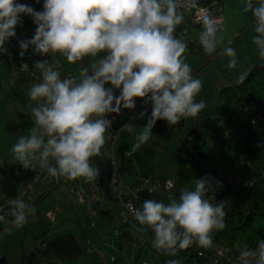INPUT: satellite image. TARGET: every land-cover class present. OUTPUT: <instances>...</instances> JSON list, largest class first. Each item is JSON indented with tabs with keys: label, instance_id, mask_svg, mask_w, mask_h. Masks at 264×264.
Here are the masks:
<instances>
[{
	"label": "clouds",
	"instance_id": "obj_1",
	"mask_svg": "<svg viewBox=\"0 0 264 264\" xmlns=\"http://www.w3.org/2000/svg\"><path fill=\"white\" fill-rule=\"evenodd\" d=\"M191 6H197L195 0ZM178 7L187 5L177 0H43V10L38 11L17 0H0V49L16 36V28L22 26L26 15L36 27L32 39L20 43L21 56L30 45L37 53H58L70 64L105 53L91 65L92 74L81 70L79 82L61 79V73L47 61L36 63L43 80L34 83L28 92L37 105H29L35 126L12 146L14 159L26 169L35 167L38 161L40 168L56 180L83 179L92 183L99 169L92 166L91 158L101 154L111 126L104 118L107 113L119 114L121 108H135L138 98H150L151 117L135 136L125 154L128 156L150 140L157 120L175 126L182 119L196 118L206 107L203 100H196L203 82L193 77L185 62L187 45L174 36L176 26L184 19ZM243 11L255 18L258 35L252 36V41L264 60V0H258L255 7L252 0H246ZM202 22L200 44L206 54L212 55L223 40H217V25L211 16H204ZM223 54L229 57L227 68L234 69L235 49L226 47ZM248 74L245 71L240 75L239 82L243 83ZM115 90H119L118 95ZM125 127L133 131L131 126ZM209 179H196L194 188L182 189L179 199L170 197L168 204L148 199L142 209L130 208L135 220L154 233L155 250L175 256L177 246L179 250L194 244L204 249L212 246V233L226 227V202L213 204L207 198ZM10 203L13 227L23 228L29 215H35V207L21 199ZM241 254L246 258L258 256L255 264H264V241L259 243L258 252L245 249ZM167 264L180 262L169 260Z\"/></svg>",
	"mask_w": 264,
	"mask_h": 264
},
{
	"label": "rangeland",
	"instance_id": "obj_2",
	"mask_svg": "<svg viewBox=\"0 0 264 264\" xmlns=\"http://www.w3.org/2000/svg\"><path fill=\"white\" fill-rule=\"evenodd\" d=\"M245 2L246 0H223V10L220 13L225 18L226 26L221 30H216L217 40L222 39L223 43H217V50L212 55L206 54L203 47L201 49L196 47L197 50H193L191 46L195 42L186 47L185 62L190 65L193 77L203 82V89L196 100L197 102L203 100L206 107L196 118L186 119L185 124L175 131L168 147L152 152L150 145L154 141L155 125L150 140L132 154L135 169L127 178L129 183L133 184L138 178L147 177L156 179L159 184H162L159 178L176 181L178 171L176 149L189 134L190 129L200 124L205 119L206 113L219 105L220 91L223 87L239 82V76L245 71L250 72L256 65L264 63V60L259 57L258 46L252 41V36L258 34L254 30L255 20L251 13L243 11ZM252 2L254 7L258 6V0H252ZM179 10L178 8L177 11ZM181 14L184 19L181 24L176 26L174 32H180L186 36L184 30H192V36L199 39L204 31V26L195 25V22L190 20L187 11H181ZM22 19V26H17V28L30 29L34 35L36 25L32 18L22 17ZM226 47L235 49L237 64L234 69L227 68L229 57L223 54ZM59 60L63 66L68 67L74 73L77 82H79L80 72L83 69L81 62L70 64L60 54ZM19 76L18 67L11 64H0V159L4 157L14 159L11 149L20 137L11 135L7 131V122L17 116L18 110L32 114L29 105L36 107V102L29 99L28 92L34 83L41 82L40 77L30 76L20 87H17L16 81ZM151 111L152 109L130 124L132 132H129L124 126L118 128L115 137L106 133L101 157L111 152L117 160H120L123 155L129 152L135 142V136L142 131L151 117ZM220 138V135H216L214 142L217 143ZM211 139L213 140V137ZM36 163L39 165L38 161ZM91 164L95 168L98 166L94 158H91ZM52 165H55L54 161ZM47 176L38 182L33 196H27L23 200L36 209L34 216L29 215L28 223L20 229L14 228L7 222L2 224L0 257L7 256L9 264H26L23 260L24 253L36 250L43 240L69 232L74 233L79 242L88 248L81 258L70 264H116L115 259H118L121 264H167L169 260H178L180 264H194L188 260L193 249H188L186 252L177 249L175 256L168 254L165 250H155L152 247L154 240L152 230L145 228L133 219L124 222L123 212H128L127 202L110 200L104 192L98 191L96 180L92 183H85L83 179L66 180L61 178L56 180L54 178L55 183H53L52 180L47 179ZM164 187L165 190L159 192L157 201L168 204L170 197L179 199L181 190ZM46 192H48L47 195L40 199V196ZM95 192H98L101 202L92 205L95 199H91L89 193ZM172 192L175 193L174 196H171ZM146 199V194L141 189V195L137 200L141 207ZM217 203L222 202L218 200ZM230 206L231 204L228 205V207ZM104 207L111 208L115 214L114 222L105 226L99 215V209ZM80 223L86 226L85 230ZM10 228L11 232L8 231ZM127 234H133L135 237L133 242L125 241L124 237ZM52 259L53 256L46 258L44 264H50Z\"/></svg>",
	"mask_w": 264,
	"mask_h": 264
},
{
	"label": "trees",
	"instance_id": "obj_3",
	"mask_svg": "<svg viewBox=\"0 0 264 264\" xmlns=\"http://www.w3.org/2000/svg\"><path fill=\"white\" fill-rule=\"evenodd\" d=\"M17 2L31 5L36 10L43 9V0H40V3H36V0H17ZM218 4L222 5L223 0H218ZM178 13L181 14V10ZM215 13L216 11L213 10L212 14ZM194 42L195 44L191 46L193 50L196 51V47L200 49L203 47L198 38H194ZM104 55L105 53H100L95 58L85 57L80 61L82 68L87 69L88 74H92L91 65ZM248 73L243 83L237 82L221 89L219 105L207 112L200 124L190 129L189 134L176 149L178 171L174 189H191L194 188L196 179L210 178L211 187L206 194L207 198L212 200L213 204L218 200L222 203L223 199L228 201L225 207L226 227L221 231H214L212 237L214 241L220 242L227 249L228 256L232 257L230 264H242L239 260L242 250L257 252L259 243L264 241V63L256 65ZM28 78L30 76L27 72L20 71L16 81L17 87H20ZM64 78L76 80L74 73L66 66H63L61 74V79ZM185 122L186 120L182 119L179 124L169 126L166 120H157L155 137L150 150L156 152L160 148L168 147L175 131ZM34 126L32 114L22 110H18L17 116L11 118L6 124L7 131L16 136L27 135L28 129ZM216 135L221 137L217 143L214 142ZM92 158L96 160L100 174L101 154ZM34 163L35 167L26 169L15 159L8 157L0 159V201L7 202L18 197L35 179L39 165ZM134 169L132 155H123L118 160L115 172L127 181ZM244 176L253 180L252 186L230 179ZM141 181V178H138L130 184L137 186ZM52 182L55 183V181ZM96 183L99 191L106 194L99 184V175ZM143 190L146 200L157 199L159 192L151 193L147 189ZM47 193L41 195L40 199ZM113 193L117 198L114 202L132 200L138 210L142 209L137 202L141 192L138 195L126 193L125 196H120L115 191ZM99 202L101 199L98 195L92 205ZM230 204L231 206L228 207ZM99 215L104 221V226L115 220V214L111 208H100ZM12 221L8 224H12ZM80 224L85 230L86 226L83 223ZM2 228L0 226V230ZM134 238L133 234H127L124 237L128 243L133 242ZM87 249V246L82 245L74 233L69 232L43 240L36 250L24 253L23 260L26 264H44L46 258L53 256L50 264H70L81 258ZM188 249L194 250L188 257L189 261L194 264H209L211 249H207L203 256L199 254L196 246ZM188 249L178 250L186 252ZM244 258L248 259L250 264H255L259 257ZM115 261L116 264H121L118 259ZM0 264H9V258L0 257Z\"/></svg>",
	"mask_w": 264,
	"mask_h": 264
},
{
	"label": "built area",
	"instance_id": "obj_4",
	"mask_svg": "<svg viewBox=\"0 0 264 264\" xmlns=\"http://www.w3.org/2000/svg\"><path fill=\"white\" fill-rule=\"evenodd\" d=\"M193 0H178L179 4L187 5V7H178L181 11H187L188 15H190L195 25L199 23L203 25V17L204 16H211L213 20L216 22L217 30H221L226 26L225 18L220 13L223 10V6L218 4V0H212L208 2L207 0H195L196 7H192ZM213 10L216 11L215 14H212ZM192 30L185 29L184 32L186 36L180 32H174L175 38L179 39L181 42L185 43L187 46L191 45L194 42V37L192 36ZM32 33L30 29L24 28H16V36L9 38L5 41V44L2 49H0V64L7 65L11 64L13 66L18 67L20 71H25L29 76H39L41 82L43 80L42 77V70L35 67L37 62L47 61L48 66L53 67L55 70L59 71L62 74L63 64L59 60L58 53H48V54H41L35 51V46L30 45L29 48L24 52V55L21 56L20 53L22 49L20 48V43L25 40H31ZM110 85H106L108 87ZM116 94H119V90H115ZM115 106V105H113ZM152 109V103L150 98L144 99H137L136 106L133 109H124L121 108L119 114L116 113H107L104 118L111 122V126L107 129L106 133L111 134L115 137L118 128L124 127L137 121L139 118L144 116L149 110ZM143 114V115H141ZM109 154L113 157L114 167H117L118 160L116 159L115 155L109 152ZM52 160L50 159V164L52 165ZM47 176V170L39 168L38 172L36 173L35 179L23 189L22 193L7 202L0 201V216L4 217V220H0V226H2L3 222H11L12 215L9 212V209H13V205L10 203L12 200L21 199L24 200L27 196H33L35 190L37 189L38 182L44 177ZM48 180L54 181L53 177L47 176ZM231 181L238 180L242 182L244 185L252 186L253 180L247 177H238V178H230ZM141 182L139 186H132L128 183L125 179H122L118 173H114L112 177V190L117 192L120 196H125L126 193H134L138 195L141 192V189H147L148 192L155 193L161 192L167 189H173L175 187V180L165 179L164 181L160 178L162 184L156 179L152 177L141 178ZM164 185V186H163ZM175 193L172 192L171 196H174ZM98 197H94L97 199ZM227 203L226 199H223V203ZM130 208L137 209V206L134 201L129 200L127 202V209L128 212H123V221L128 222L131 219H135L134 214L130 211ZM54 216V215H53ZM196 248L199 250L200 255H205L207 249L201 248L197 245ZM212 253L210 254V261L209 264H230L232 261V257L228 256L227 249L218 241L213 240V244L210 248ZM239 260L242 264H250L248 259L240 256Z\"/></svg>",
	"mask_w": 264,
	"mask_h": 264
},
{
	"label": "water",
	"instance_id": "obj_5",
	"mask_svg": "<svg viewBox=\"0 0 264 264\" xmlns=\"http://www.w3.org/2000/svg\"><path fill=\"white\" fill-rule=\"evenodd\" d=\"M207 1L211 2L212 0H207ZM99 166H100L99 184L106 192L108 198L112 201H116L117 198L115 197L111 186L112 177L115 173L113 157L109 153L108 155L101 157Z\"/></svg>",
	"mask_w": 264,
	"mask_h": 264
},
{
	"label": "crops",
	"instance_id": "obj_6",
	"mask_svg": "<svg viewBox=\"0 0 264 264\" xmlns=\"http://www.w3.org/2000/svg\"><path fill=\"white\" fill-rule=\"evenodd\" d=\"M225 23H226V21H225ZM98 191H99V189H98ZM98 192H95V193H89V197L91 198V199H94V197H98V194H97ZM101 199V198H100ZM12 210L13 209H9V212H10V214H11V212H12ZM80 218V217H79ZM114 257V256H113Z\"/></svg>",
	"mask_w": 264,
	"mask_h": 264
}]
</instances>
